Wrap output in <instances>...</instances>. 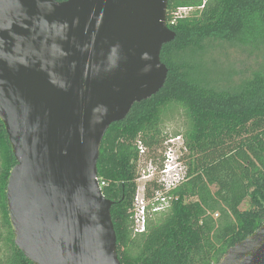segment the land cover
Returning a JSON list of instances; mask_svg holds the SVG:
<instances>
[{"label":"water","instance_id":"95a60500","mask_svg":"<svg viewBox=\"0 0 264 264\" xmlns=\"http://www.w3.org/2000/svg\"><path fill=\"white\" fill-rule=\"evenodd\" d=\"M167 3L0 0L6 206L33 264H121L97 160L108 127L166 81ZM215 264H264V223Z\"/></svg>","mask_w":264,"mask_h":264},{"label":"trees","instance_id":"16d2710c","mask_svg":"<svg viewBox=\"0 0 264 264\" xmlns=\"http://www.w3.org/2000/svg\"><path fill=\"white\" fill-rule=\"evenodd\" d=\"M185 6L193 11L170 23L171 13ZM166 21L175 32L160 53L168 67L166 81L108 127L97 178L112 201L121 264H215L264 223V64L234 86L221 88V78L216 79L218 86L209 78L225 71L193 57L204 50L207 39L262 51L264 0H168ZM176 114L182 115L184 129L169 132L165 122ZM176 135L185 145L186 178L167 192L169 206L147 212L144 232L135 233L136 141L146 146L147 157L152 151L149 161L160 167L163 143ZM14 164L0 121V264H33L14 244L8 217L5 189ZM157 188L148 182L144 196L151 197ZM245 200L248 207L241 209Z\"/></svg>","mask_w":264,"mask_h":264},{"label":"built area","instance_id":"2783aa9c","mask_svg":"<svg viewBox=\"0 0 264 264\" xmlns=\"http://www.w3.org/2000/svg\"><path fill=\"white\" fill-rule=\"evenodd\" d=\"M193 11V7L185 6L178 7L171 13L170 23H174L176 19L188 16ZM136 146L139 155L143 156L146 152V146L141 140L136 141ZM185 150L184 141L181 135L169 136L163 143L162 160L160 167L151 166L149 173H145L146 169L141 171V179H146L145 184L137 185L134 197V232L141 233L145 230L147 212H159L165 210L170 203V196L167 194L177 185L182 183L186 178V166L182 161V154ZM156 171V174L154 172ZM155 182L158 185L154 189L152 196L146 198L144 191L148 182ZM99 187L104 185V182H98Z\"/></svg>","mask_w":264,"mask_h":264},{"label":"rangeland","instance_id":"374dc122","mask_svg":"<svg viewBox=\"0 0 264 264\" xmlns=\"http://www.w3.org/2000/svg\"><path fill=\"white\" fill-rule=\"evenodd\" d=\"M189 56V57H188ZM190 59L191 54L186 56ZM193 58L202 60L208 64L210 68H217L218 70H224L225 72H218L213 74L212 78H209L210 82L218 86L217 77L221 78L218 87L234 86L243 79L250 77L254 71L261 69L264 64V49L262 51L252 49L250 46H243L239 44H231L219 39H207L204 44V50ZM184 119L181 114H176L174 119L166 120L165 129L169 132L184 129ZM152 151H149L148 157L146 156L147 150L143 156H140L138 161V178L136 179L137 185L143 186L146 179H139L142 169H146L145 173H149L152 169L151 166L157 167L153 162L149 161V155ZM158 157V155L156 156ZM144 167V168H143ZM155 175L156 171L154 172ZM146 180V181H144ZM147 186V184H146ZM138 187V186H137ZM150 199V198H149ZM248 207V201L245 200L241 204V209Z\"/></svg>","mask_w":264,"mask_h":264}]
</instances>
